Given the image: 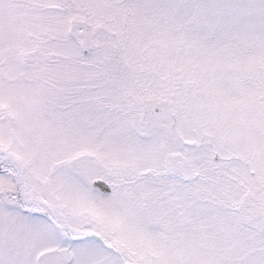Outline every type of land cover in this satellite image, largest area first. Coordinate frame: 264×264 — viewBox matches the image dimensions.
I'll use <instances>...</instances> for the list:
<instances>
[{
    "label": "snow or ice",
    "instance_id": "snow-or-ice-1",
    "mask_svg": "<svg viewBox=\"0 0 264 264\" xmlns=\"http://www.w3.org/2000/svg\"><path fill=\"white\" fill-rule=\"evenodd\" d=\"M0 264H264V0H0Z\"/></svg>",
    "mask_w": 264,
    "mask_h": 264
}]
</instances>
